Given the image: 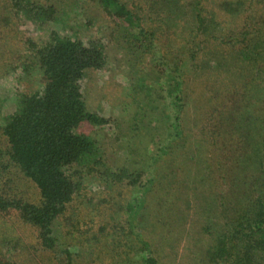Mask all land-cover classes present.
Segmentation results:
<instances>
[{"label": "rangeland", "instance_id": "1", "mask_svg": "<svg viewBox=\"0 0 264 264\" xmlns=\"http://www.w3.org/2000/svg\"><path fill=\"white\" fill-rule=\"evenodd\" d=\"M38 1L53 5L56 11V21L47 25L49 32H56L61 39L80 41L86 46H103L105 67L98 71L86 72L80 86L87 112L105 119L107 124H83L78 130L80 134L96 142L97 152L91 162L97 165H77L68 171L73 182L80 183L81 187L53 225L52 237L55 247L46 248L40 238V230L26 223L17 211L0 210V262L142 264L145 251L136 239L133 225L136 226L142 241L150 244L157 264H200L202 254L206 253L211 241L209 233L202 232L203 226L210 222L211 217L217 215L213 208H206V204L210 200H219L214 196V182H209L207 178L211 170L208 155L212 154L216 158L222 175L230 176L231 179L242 178L241 168L238 171L234 169L238 167H234L231 174L226 168L229 169L238 162L243 165L246 161L243 151L246 149V155L251 154L254 142L251 139H248V142L243 141L244 131L242 134L236 133L235 125L243 124L245 128L250 121L264 123V107L261 109V106H264V89L258 80L257 86L262 90V95L255 99L260 102L258 105L257 101L254 102L251 107L253 112L250 109L251 113L249 111L247 114L245 108L241 114L233 113V107L225 110L222 108L220 112L222 97L229 95L233 85L237 86L235 97L240 105L248 92V87L244 84L249 82L253 75L256 76L258 65H248L242 61L246 44L242 40L260 37L264 43V0L255 1L248 8L246 6L237 18L232 17L234 14L231 11L224 10L219 5L222 0H181L178 6L181 8V19L170 13L159 17L165 4L171 0H122L132 14L142 20L144 35L151 37V34H154L153 40H141L138 38L139 33L135 34L126 23L99 12L98 0ZM230 1L235 3L238 0ZM196 16L205 22L204 27H199ZM178 23L181 25L176 26ZM193 25L196 29H204L198 40H206L207 36L210 40L212 34L222 36L220 41L228 42V45L224 44L221 50L230 55L237 52L239 57L233 58L235 66L238 67L231 75L225 73L226 67L217 66L209 80L208 73L202 74L199 69H195V65L202 66L203 55L199 57L202 58L201 64L197 62L189 66L193 73L189 78L186 77V80H189L185 86L186 100L182 121L184 138L181 142L185 145L183 149L189 153V157H194V161L188 162L189 158L186 159L184 175L180 181L182 184L179 181L175 183L173 178L167 180L170 184L181 186L176 201L180 202L189 196L190 203L184 204L180 225L162 237L163 225H160V220H156L154 215L156 203L161 196L158 195V186H155L158 184L156 180L180 169L177 164L179 157L173 154L166 157L165 161L153 162L149 156L152 154V137L147 135L140 120H143L144 115H148L147 118L161 119V123L166 121V116H163L167 113L165 108H169L168 111L172 108L169 107V95L161 86L173 68L172 62L177 60V50L182 46L186 50L193 49L188 42L190 35L186 32V28ZM228 30H232L231 33ZM243 32H249L250 36L243 35ZM28 39L41 44L48 41V33L41 32L31 22L17 19L10 10L8 0H0V125L16 111L18 94L40 92L45 85L37 64L29 55L26 57ZM211 43L212 48L216 49L222 45L216 41ZM217 56L219 57V54ZM25 64L33 65V70L26 71ZM14 68L15 71L12 70ZM5 72H8V75L3 77ZM199 74L203 76L201 81H194ZM204 81L206 83L202 84ZM214 84H218L219 88H214ZM227 104L228 102L225 105ZM225 121L230 122L231 126L227 127ZM218 131L225 135L226 132L231 133L228 138L231 144L224 142L223 138L219 145L209 147L208 142L216 138ZM162 139V135L156 133L152 140L160 142ZM203 139H207L206 145ZM6 149V141L0 133V195L40 205L41 196L37 187L10 164ZM91 162L88 163L92 164ZM151 163L154 169L151 168ZM187 165L190 166L189 170ZM121 169L140 175L141 185H132L129 181L116 183L105 174V170L116 172ZM201 178L203 181H198ZM215 178V181H218V177ZM150 179L155 180L151 197L149 201L145 200L144 207L138 211L134 221L130 217L129 207L141 201L142 186L149 188ZM237 183L240 187L243 185L241 182ZM228 187L231 188L230 192H238L231 185ZM246 191L248 195L245 201H254L261 193L258 188ZM228 194L223 195L229 198ZM174 197L172 196L171 200L174 201ZM217 206L216 209L224 210Z\"/></svg>", "mask_w": 264, "mask_h": 264}, {"label": "trees", "instance_id": "2", "mask_svg": "<svg viewBox=\"0 0 264 264\" xmlns=\"http://www.w3.org/2000/svg\"><path fill=\"white\" fill-rule=\"evenodd\" d=\"M255 1L262 2L263 0H238L235 3L230 0H222L219 5L224 10L231 11L234 14L232 17L237 18L240 12L246 9V6L247 8L250 7ZM98 2L97 10L99 12L102 11L119 21H123L135 34L138 35L139 33L138 38L141 40L146 38L153 40L154 34H151V37L144 35L142 20L134 16L122 0H98ZM180 2L181 0L167 2L159 17L162 14L170 13L177 19H181V8H178ZM8 4L17 19L31 22L41 32L48 33V41L37 44L28 39L26 42L28 49L26 57L29 55V58L34 60L33 62L37 64V69L45 82L42 91L18 94L16 111L0 125V133L7 145L6 156H8V161L25 178L34 183L40 193L41 203L34 205L17 198H5L0 195V210L3 212L17 211L26 223L40 230L43 245L48 249H53L55 247V240L52 237L53 225L64 213L66 206L72 202L81 187L80 183L73 182L68 171L77 165L83 167L97 165V163L91 162L97 152L96 142L90 137L80 134L78 130L83 124L103 126L107 124V121L87 112L80 83L86 72L98 71L105 67V50L101 44L86 46L80 41L71 38L61 39L56 32H49L47 25L49 22L56 21V11L53 5H46L38 0H8ZM196 21L199 27L205 26V22L200 21L199 16H196ZM178 25L181 23L176 26ZM201 28L196 29L194 25L186 28V32L190 35L188 42L191 43L193 49L186 50L182 46L177 50L178 55L175 57L177 60L172 62L173 68L161 86L169 95V107L172 108L171 111L167 110L169 108H165L167 113L163 116H166V121L161 123V119L147 118L148 115H144L143 120H140L141 126L152 139L156 133L163 137L160 142H154L151 139L152 154L149 156L152 157L153 162L165 161L166 157L173 154L177 158L179 157L177 164L180 169L174 170L171 175L166 174L162 179L156 180L158 184L155 186H158V195L161 196L156 203L157 209H155L154 215L156 220H160V225H163L161 227L162 237L173 232L177 225H180L179 223L183 220L184 204L190 203L189 196L177 202L176 198L180 194L178 191H181V186L170 184L167 180V178H173L175 183L179 181L182 184L180 181L184 175L186 159L189 158L188 162L194 161V157H189V153L183 149L185 145L181 142L184 138L182 121L186 100L185 86L189 80H186V77L189 78L193 73L189 66L191 63L192 65L197 62L201 64L202 58L199 59V57L203 55L202 66L195 65V69H199L202 74L208 73L209 80H211V74L217 66L218 68L226 67L229 72L226 71L225 73H231V75L232 72H236L238 67L235 66L233 58L239 57L238 53L235 52L230 55L221 50L224 44L228 45V42L222 43L220 41L222 36L217 37L218 34H212L209 40V36L205 35L208 37L206 40H198L204 31ZM228 31L231 33L232 30ZM243 35L250 36L249 32H243ZM262 40L260 37L242 40L246 43L243 49L245 52L242 51L243 54L241 53L243 55L242 61L248 65L257 64V73L256 76L253 75L249 79V82L244 84L248 87H246L248 92L243 98L244 100H241L240 105L237 104L238 100L235 97L237 86L233 85V88L228 92L229 95L226 96L225 94V97H222L220 112L222 108L225 110L233 107V113L241 114L246 108L248 114L249 111L251 113L254 102L257 101V105L260 102V100L255 99L262 95V90L259 85L257 86L258 81L261 82L262 89H264V43ZM212 41L221 42L222 45L217 49L212 48ZM238 42L242 44L241 41ZM26 65L28 64L24 65L26 71L32 69L33 65ZM12 70L15 71L16 68ZM259 70H262L263 74H260ZM202 74L197 75L194 81H201ZM7 75L8 72H5L3 77ZM205 83V81L202 82V84ZM213 87L219 88V85L214 84ZM217 98L218 94L216 95ZM227 102L228 104L225 105ZM262 104L264 105V101ZM263 107L261 106V109ZM224 123L227 127L231 126L228 121ZM248 123L245 128H243V124L237 123L235 132L242 134L244 131V135L242 134L243 141L248 142V139H251L254 142L251 154L246 155L245 149L243 157L246 158V161L243 162V165L238 162L230 166L229 169L226 168L230 174L233 173L234 167H238V169L234 168L238 171L241 168L242 178L234 177L231 179L230 176L222 175V169L216 158L212 154L208 155L211 170H209L210 173L207 178H209V182H214L213 187L216 188L214 196L219 200H210L206 204V208H213L217 215L211 217L210 222L203 226L202 232L209 233L211 241L208 243L206 253L202 254L200 264H264V123L262 124L257 120ZM247 130L249 135H247ZM230 136L231 133L226 132L225 135L223 132H219L212 142H208L209 147L219 145L223 138L224 142L231 144L228 139ZM203 140L204 145H206L207 139ZM186 167L187 170L190 169V166L187 165ZM151 168L154 169L152 163ZM105 174L116 183L129 181L132 185H137L141 179L140 175L126 169L116 172L105 170ZM215 177H218V181H215ZM149 181V188L146 189V186H142L141 201L135 206L129 207L130 217L134 221L138 211L144 207L145 200L149 201L151 197L155 180L150 179ZM198 181L201 182L203 179ZM237 182H241L243 185L240 187ZM139 184L141 185V183ZM230 185L238 192H230L231 188L228 187ZM256 188L261 191L259 197L254 201H245L244 199L248 195L246 190H255ZM226 193L229 198L224 196ZM172 196H175L174 201L171 200ZM228 200H233V202H228ZM182 203L183 206H181ZM217 205L224 210L216 209L218 208ZM132 229H135L136 239L145 251L142 264H157L158 261L150 250V244L142 241L140 234L136 231V226L132 225ZM256 253L262 256H258ZM0 264L2 263L0 262Z\"/></svg>", "mask_w": 264, "mask_h": 264}]
</instances>
